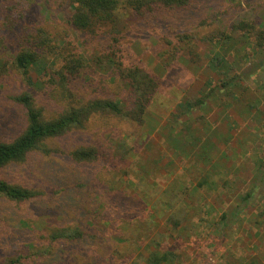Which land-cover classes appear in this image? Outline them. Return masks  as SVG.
<instances>
[{
	"label": "rangeland",
	"instance_id": "1",
	"mask_svg": "<svg viewBox=\"0 0 264 264\" xmlns=\"http://www.w3.org/2000/svg\"><path fill=\"white\" fill-rule=\"evenodd\" d=\"M190 5L127 17L114 44L110 34L75 31L69 0H0V142L25 128L17 96L29 95L51 119L94 100L129 108L117 64L140 67L158 83L141 123L98 114L84 128L46 140L48 154L36 151L4 168L6 181L41 196L23 203L0 196V264H131L149 244L184 251L183 264H231L249 255L264 264V122L258 124L251 107L257 102L264 112V40L234 30L241 21L264 30V0ZM40 32L50 43L38 50ZM219 32L230 39L215 38ZM28 49L42 55L23 74L14 57ZM218 54L228 62L241 101L232 105L223 95L203 108H183L207 93L206 82L220 83L222 75L209 66ZM73 56L83 60L80 72L67 83L53 78ZM90 147L98 150L97 159L73 158ZM206 170L221 173L212 178L228 186L225 195H251L240 217L222 231L214 225L220 210L238 199L222 205L205 188L196 191L197 175ZM173 220L185 227L180 238ZM63 230L82 237L51 239ZM252 237L258 250L252 251Z\"/></svg>",
	"mask_w": 264,
	"mask_h": 264
},
{
	"label": "trees",
	"instance_id": "2",
	"mask_svg": "<svg viewBox=\"0 0 264 264\" xmlns=\"http://www.w3.org/2000/svg\"><path fill=\"white\" fill-rule=\"evenodd\" d=\"M72 13L69 16V25L78 32L87 33L88 35H95V33H101L103 35H112V42L117 44L122 37V32L126 26L127 17L133 15L139 17H146L156 11L167 10H185L191 5V0H69ZM125 17L122 19V17ZM123 23V24H122ZM234 30L241 32V35L245 39H249L250 33H255L259 41L264 40V30L261 28L257 32L251 25L241 21L234 26ZM254 31V32H253ZM40 32L38 44L36 46L39 50L42 46H49V39ZM182 39H189L184 35ZM215 38L226 40L230 39V36L224 33H216ZM261 48H259V51ZM262 51V50H261ZM41 53L28 49L22 50L14 57V65L17 70H20L23 74L28 73V69L35 67L41 57ZM82 58L80 56L69 58L65 60L64 64L58 70L53 72L52 77L62 81L69 82L70 78L78 74L83 67ZM107 61H111L113 65L116 62L111 58H107ZM226 59L220 54L215 55L210 61V67L217 70L222 78L220 83L212 86L210 82L205 83L207 93L200 94V98H196L194 101H185L183 108L191 109L192 107L200 106L206 107L205 102L211 97L214 100H219L223 95L231 99V103L238 104L241 101V95L237 94L236 88L238 86L234 84V79L229 77V66ZM55 65L53 62L52 66ZM120 78L127 85V90L131 96V106L125 107L119 101L111 100H94L90 101L82 106L69 107L63 110L57 117L51 119H45L42 111L36 110L32 105V100L29 95L23 94L15 97V102L22 105L25 111V128L23 132L18 135L14 140L10 142H0V196L15 203L28 202L33 199L39 198L41 192L32 190L30 188L23 187L21 185L11 184L1 177V172L6 166L12 164L23 163L27 156L33 152H41L48 154L43 147L46 140L56 139L65 136L72 129H82L84 124L88 123L94 116L108 115L111 117L120 118L130 123H141L142 117L146 108L150 104V101L157 89V80L150 73L146 72L140 67H131L122 69V64H117ZM224 98V97H223ZM213 99V98H212ZM260 104L256 102L253 107L256 112L254 118L262 123L264 122V112L258 109ZM255 120V119H254ZM91 121V120H90ZM256 122V121H255ZM254 122V123H255ZM257 124V125H258ZM186 127H189L187 125ZM98 150L95 148H82L73 153V158L83 163H90L93 159L98 158ZM206 156H204L205 158ZM224 157V156H223ZM207 166H201L203 169ZM259 167V166H258ZM207 174L199 173L197 175L198 181L196 183V191L205 188L206 192L213 194V199L219 201L222 205H226V202L233 201L236 197L238 201L236 203H230L225 208L220 210V214L215 221L214 225H218L220 231L225 227H229V224L240 217V211L249 203L251 195L246 193L242 196L239 192L232 191L224 194L225 190H228L224 184L217 183V180L213 179V175L220 176L219 172L213 170H206ZM210 172V173H208ZM194 189V191H195ZM172 225L178 230V237H182L185 231L184 226H180L178 220H173ZM182 233V234H180ZM82 237V233L78 230L72 231H60L52 234V240H76ZM252 251L258 250L259 245L255 243V238H251ZM183 253L178 251L175 246L167 250H160L158 247L151 246L145 249V254L138 255V260L133 261L131 264H183ZM249 258L243 260L241 256L236 258V261H232L231 264H262L259 259L253 255H249ZM14 264V262L12 263ZM230 264V263H229Z\"/></svg>",
	"mask_w": 264,
	"mask_h": 264
}]
</instances>
